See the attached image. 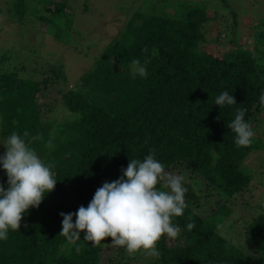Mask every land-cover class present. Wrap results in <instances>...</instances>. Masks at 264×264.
I'll return each mask as SVG.
<instances>
[{
	"label": "trees",
	"instance_id": "1",
	"mask_svg": "<svg viewBox=\"0 0 264 264\" xmlns=\"http://www.w3.org/2000/svg\"><path fill=\"white\" fill-rule=\"evenodd\" d=\"M17 3L16 19L21 22L25 4ZM51 6L37 19L53 28V38L59 41L65 33L69 37L68 18L59 17L64 4L51 2ZM208 17L193 6L180 18L135 14L73 88L56 92L60 98L55 107L40 99L53 83L64 81L62 65L35 66L27 78L0 67V140L6 143L12 131L21 136L27 131L26 142L45 163L55 165L57 179L39 207L24 215L19 231L9 230L8 239L0 240V264H101L103 246L91 247L83 232L80 253L59 235V214L87 207L102 183L118 179L128 160H142L149 148L167 171L182 168L195 178L184 184L188 208L174 220L181 228L179 238L162 237L161 255L150 264H264L263 211L246 226L255 253L223 237L217 227L250 183L243 161L261 147L253 139L250 147L238 148L227 125L237 108L247 109V122L260 110L264 64L243 49L221 56L202 49L200 28ZM9 55L2 54L0 62ZM13 57L19 59L20 54L14 52ZM145 58L148 76L141 78L132 60ZM223 91L235 97L236 105L214 104ZM57 108L67 117L50 115ZM37 135L41 138L33 139ZM0 175L6 188L2 168ZM195 186L209 193L196 192ZM203 197L213 200H204L207 206L216 205L204 217L196 212ZM191 221L196 227L188 231Z\"/></svg>",
	"mask_w": 264,
	"mask_h": 264
},
{
	"label": "rangeland",
	"instance_id": "2",
	"mask_svg": "<svg viewBox=\"0 0 264 264\" xmlns=\"http://www.w3.org/2000/svg\"><path fill=\"white\" fill-rule=\"evenodd\" d=\"M51 2L64 4L59 17L62 19L66 15L68 18L69 37L65 33L59 41L53 38V28L37 19L47 14V7L52 8ZM24 4L25 14L20 22L16 19L17 0H0V56L10 54L0 62V67L27 78L30 77L27 71L35 66L62 65L64 81L53 83L48 95L40 99V102L54 107L60 98L56 92L73 88L137 13L180 18L188 6L197 7L209 16L200 28L202 49L219 56L243 49L250 52L257 63L264 64V0H24ZM14 52L20 54L19 59H14ZM230 53L228 56L236 54ZM57 109L50 115L58 119L67 117L61 109ZM249 123L255 132L254 140L261 147L253 150L243 161L250 183L236 198L231 214L223 216L219 224L229 225L226 239H234L242 249L252 254L256 251H252L251 233L246 226L256 214L264 212V106ZM4 144L0 140V155L3 154ZM169 172L183 175L185 183H192L195 179L182 168H172ZM199 187L195 186L196 192L209 193L208 189L200 190ZM204 200L213 202L208 197H203V201L200 199L202 206L196 212L202 217L216 207L214 204L207 206ZM107 240L104 244H111V238ZM100 255L101 264H150L152 259L140 253L129 255L122 248L112 246H103Z\"/></svg>",
	"mask_w": 264,
	"mask_h": 264
},
{
	"label": "clouds",
	"instance_id": "3",
	"mask_svg": "<svg viewBox=\"0 0 264 264\" xmlns=\"http://www.w3.org/2000/svg\"><path fill=\"white\" fill-rule=\"evenodd\" d=\"M143 51H147L144 49ZM148 58L143 62L133 59L135 74L141 78L148 76ZM264 106V90L259 96ZM220 108L236 105V100L228 91L220 93L214 101ZM247 109L237 108L235 118L227 125L234 134V143L240 147H250L255 137L252 125L244 117ZM29 133L23 136L12 131L4 144L0 155V168L7 176V187L0 183V240H7L9 230L19 231L24 215L31 208H38L45 194L54 190L57 179L55 165L45 163L40 154L26 142ZM37 135L33 139H40ZM49 150L52 140L47 142ZM122 175L111 182L98 187L87 207L81 205L72 213H63L60 236L75 246L81 232L84 241L91 247L112 246L122 248L129 255L140 253L145 257L159 258L158 243L166 236L170 240L178 239L180 226L175 218L184 214L188 208L185 196L188 189L184 186L183 175L169 172L149 148L144 158L129 159ZM75 221L73 222V217ZM194 221L188 222L186 229L193 230ZM225 238L229 235V225L218 224ZM111 238V244L102 243Z\"/></svg>",
	"mask_w": 264,
	"mask_h": 264
}]
</instances>
